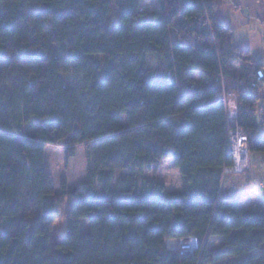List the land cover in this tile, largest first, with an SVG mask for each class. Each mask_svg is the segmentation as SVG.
<instances>
[{
    "label": "trees",
    "instance_id": "16d2710c",
    "mask_svg": "<svg viewBox=\"0 0 264 264\" xmlns=\"http://www.w3.org/2000/svg\"><path fill=\"white\" fill-rule=\"evenodd\" d=\"M145 1L0 0V264H264V210L220 196L233 164L225 93L239 97L250 152L264 153L251 92L262 65L214 0H158L151 19ZM49 145L67 161L84 148L85 181L58 193ZM168 160L181 192L155 177ZM61 207L67 233L53 235ZM190 238L195 255L167 248Z\"/></svg>",
    "mask_w": 264,
    "mask_h": 264
},
{
    "label": "crops",
    "instance_id": "0c3cea01",
    "mask_svg": "<svg viewBox=\"0 0 264 264\" xmlns=\"http://www.w3.org/2000/svg\"><path fill=\"white\" fill-rule=\"evenodd\" d=\"M147 1L142 4L145 14L147 10L143 5ZM152 1L155 4L153 14L160 10V5L158 0ZM211 4L216 19L232 30L235 47L250 51L253 59L262 65L264 74V0H214ZM259 97V109L264 115V88ZM250 164V170L243 175L223 177L220 196L224 200L237 202L242 211L256 212L264 210V153L252 152ZM155 177L171 192H181L184 189L180 171L172 160L164 162ZM213 239L209 241V248L215 250L220 247L221 242L217 241V248L212 247Z\"/></svg>",
    "mask_w": 264,
    "mask_h": 264
},
{
    "label": "rangeland",
    "instance_id": "374dc122",
    "mask_svg": "<svg viewBox=\"0 0 264 264\" xmlns=\"http://www.w3.org/2000/svg\"><path fill=\"white\" fill-rule=\"evenodd\" d=\"M153 3L154 2L152 0H149L145 3V5H143L144 9L147 10V19H151L152 12L155 9V4ZM158 60V56L156 55H150L148 58V65L151 70V75L149 77L150 83L157 82ZM197 77L200 78V76ZM64 81L67 85L75 87L79 86L80 84V78L75 75L64 76ZM45 161L49 167V171L53 177L56 191L58 193L61 192L63 184H67L69 188H73L86 179L88 161L84 148H78L76 157L70 161H67L64 147L49 145L46 148ZM126 174L127 172L118 171L116 177H124ZM145 176L151 178L155 175H153V173L147 172L145 173ZM64 213V207L58 209V212L56 213V222L53 229V235H65L67 233V220L64 217ZM81 229L83 232L89 231V224L87 221L82 222ZM218 240L221 242V238H214L213 241H211V246L217 248ZM178 242H176L177 246L179 245Z\"/></svg>",
    "mask_w": 264,
    "mask_h": 264
},
{
    "label": "built area",
    "instance_id": "2783aa9c",
    "mask_svg": "<svg viewBox=\"0 0 264 264\" xmlns=\"http://www.w3.org/2000/svg\"><path fill=\"white\" fill-rule=\"evenodd\" d=\"M253 94H257L264 88V74L262 70L258 72V80L252 84ZM223 102L226 106L227 113V155L232 158L233 164L224 168V176L243 175L250 170V149L249 137L244 129L239 125V97L234 93H225ZM259 120L264 122V115L259 113ZM178 242V241H177ZM182 246H188V252H183L182 249L176 251L182 254L195 255L200 252L201 245L197 238L182 239L178 242Z\"/></svg>",
    "mask_w": 264,
    "mask_h": 264
},
{
    "label": "bare ground",
    "instance_id": "6f19581e",
    "mask_svg": "<svg viewBox=\"0 0 264 264\" xmlns=\"http://www.w3.org/2000/svg\"><path fill=\"white\" fill-rule=\"evenodd\" d=\"M167 247L169 248V249H182L183 250V252H188L187 250H189L188 249V246H182V245H176V241H172V240H170V241H168L167 242Z\"/></svg>",
    "mask_w": 264,
    "mask_h": 264
},
{
    "label": "water",
    "instance_id": "95a60500",
    "mask_svg": "<svg viewBox=\"0 0 264 264\" xmlns=\"http://www.w3.org/2000/svg\"><path fill=\"white\" fill-rule=\"evenodd\" d=\"M169 250H171V249H169Z\"/></svg>",
    "mask_w": 264,
    "mask_h": 264
}]
</instances>
